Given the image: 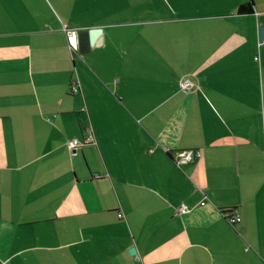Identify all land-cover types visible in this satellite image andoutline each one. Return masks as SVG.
<instances>
[{
	"label": "crops",
	"instance_id": "0c3cea01",
	"mask_svg": "<svg viewBox=\"0 0 264 264\" xmlns=\"http://www.w3.org/2000/svg\"><path fill=\"white\" fill-rule=\"evenodd\" d=\"M247 1L0 0V264H264V0Z\"/></svg>",
	"mask_w": 264,
	"mask_h": 264
},
{
	"label": "built area",
	"instance_id": "2783aa9c",
	"mask_svg": "<svg viewBox=\"0 0 264 264\" xmlns=\"http://www.w3.org/2000/svg\"><path fill=\"white\" fill-rule=\"evenodd\" d=\"M69 38H71V36L69 35ZM71 42V40H70ZM72 47L77 48L76 46H74L71 42ZM258 58V56L256 57ZM195 84L194 82L189 78V77H185L183 76L180 80V89L182 92L188 93L194 90ZM71 92H79V87L77 86V84H72L70 86ZM95 141V136L93 134V132L90 130V128H88L85 132L84 137L79 140L76 138H73L69 141L71 146H81V145H85V144H90L93 143ZM200 155V152L197 150H193V149H188V150H178L175 152L174 155V161L177 164V166L181 167L182 165L188 164L190 162H193L196 157ZM200 205H206V201H201ZM180 212L184 213L188 211V207L185 204H182L179 207ZM120 216H122V214H120ZM232 220L235 221H239L240 217L238 215H235L232 217Z\"/></svg>",
	"mask_w": 264,
	"mask_h": 264
},
{
	"label": "water",
	"instance_id": "95a60500",
	"mask_svg": "<svg viewBox=\"0 0 264 264\" xmlns=\"http://www.w3.org/2000/svg\"><path fill=\"white\" fill-rule=\"evenodd\" d=\"M100 33V28L69 31V35L71 36L70 40L72 44L79 48L82 53H87L90 51L91 46L94 45ZM261 37L262 39H264V27L261 28ZM135 251V248H131L130 250L132 254H134Z\"/></svg>",
	"mask_w": 264,
	"mask_h": 264
},
{
	"label": "trees",
	"instance_id": "16d2710c",
	"mask_svg": "<svg viewBox=\"0 0 264 264\" xmlns=\"http://www.w3.org/2000/svg\"><path fill=\"white\" fill-rule=\"evenodd\" d=\"M254 9V1L248 0L247 2L241 4L238 8L240 13H249L252 12Z\"/></svg>",
	"mask_w": 264,
	"mask_h": 264
}]
</instances>
